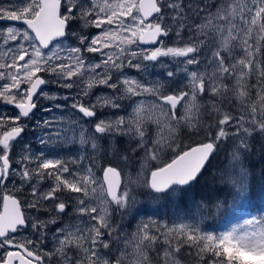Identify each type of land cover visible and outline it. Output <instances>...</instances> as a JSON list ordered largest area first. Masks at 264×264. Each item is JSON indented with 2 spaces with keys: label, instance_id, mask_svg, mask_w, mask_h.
Listing matches in <instances>:
<instances>
[{
  "label": "snow or ice",
  "instance_id": "6c2138e0",
  "mask_svg": "<svg viewBox=\"0 0 264 264\" xmlns=\"http://www.w3.org/2000/svg\"><path fill=\"white\" fill-rule=\"evenodd\" d=\"M89 27L96 31L86 33ZM0 29H6L0 30V102L18 110L15 116L0 113V264H50L54 256L60 264H160V247L163 264H181L178 256L184 254L195 264H264V213L219 232L150 219L130 235L113 218L118 213L122 219L137 202L130 186L135 182L121 188V170L113 165L138 149L145 158V195L154 201L179 206L221 152L226 162L204 198L248 195L246 161L257 137L264 150V0H0ZM169 37L172 46L164 44ZM161 58L171 59L165 64ZM157 63L172 87L125 75L126 68L143 72ZM49 84L75 89L63 97L65 103L42 109L70 108L78 117L71 125L79 129L81 147L68 150L77 153L70 159L43 148L33 152L28 143L14 150L26 130L21 121L33 117L40 97L57 100L44 91ZM99 86L112 92L93 101L90 93ZM208 94L219 103H201ZM229 94L239 101L238 110L220 107L231 103ZM142 96L153 99L147 105L134 101L131 117L98 115ZM56 119L45 118V128ZM149 124L156 125L153 135ZM182 128L202 141L162 162L163 153L180 148ZM55 135L63 139L67 132ZM50 142L51 134L39 140ZM148 161L159 166L147 167ZM45 209L55 215L41 219ZM70 210L78 223L58 227L55 251H43L49 224ZM24 231L35 239L22 237Z\"/></svg>",
  "mask_w": 264,
  "mask_h": 264
},
{
  "label": "rangeland",
  "instance_id": "374dc122",
  "mask_svg": "<svg viewBox=\"0 0 264 264\" xmlns=\"http://www.w3.org/2000/svg\"><path fill=\"white\" fill-rule=\"evenodd\" d=\"M5 2H7V0H5ZM13 2H16V0H13ZM7 23H8V26H15V27L19 26V22H7ZM0 30L6 31V29H0ZM84 31L86 33H90L96 30L89 27V28H86ZM172 43H173V38L171 37L164 38L165 45L172 46ZM145 47H155V45H146ZM205 55L210 56V53L206 51ZM170 59L171 58H161L162 62L165 64H168L170 62ZM202 63H203V58H202ZM192 67L195 68V66H192ZM203 70L204 69L201 68V71ZM163 71L164 69L161 68L159 63H157L155 65L149 64L147 69L143 72H137L136 69L126 68L125 75L134 77L138 80H147L150 82L159 80L165 84V88L172 87L174 85V82L166 80L165 77L161 75ZM207 71L209 74H211L212 67L210 65L207 66ZM184 83H186V81H184ZM234 85H235V80H232V82L229 84V88L231 89ZM44 91L48 92L49 95L56 96L57 100L49 101L43 96L40 97V100L37 101V109L34 110L33 117L31 119H22L21 121V123L26 125L25 132L27 133L24 134L21 143H18L16 150L21 148L23 143H28L32 146L33 152H36L37 150L43 148L46 154L48 153H51L53 155L58 154L60 158H64L66 157V151H63L64 152V156H63L61 152L62 146L64 147V149H66L69 144H70V149L73 147H76V148L81 147L78 143L79 129L74 128L71 125V119L78 118V117L73 116V112L70 108H64L63 110H60V109H56L53 107L51 113H45L42 109L46 106H52L57 102L65 103L63 101V97L65 95H68L70 92H74L75 89L67 90V89L59 88L55 84H49V85L44 86ZM111 92L112 90L106 89L103 86L94 87L90 93L89 98L94 101L97 95H110ZM254 94H255V90H253V95ZM152 99H153L152 97L142 96V97L133 98V100L131 101L121 100L120 103L122 107L120 109L117 110V109H111V108H104L100 112H98V115L101 116L102 118H104L105 116L114 118L112 114L115 113L116 115H119V116L131 117L133 115V109L135 107L134 101L144 100L145 104L147 105ZM229 100L231 101V103L220 104V107L225 110H228V109L238 110L239 101L236 99V97L232 94H229ZM67 103L70 104L71 101ZM201 103L205 104V106H209L212 103H219V99L213 98L211 94H208L206 97H204L201 100ZM17 111L18 110L15 109L13 106L0 102V113H4L8 116H15ZM209 111H211L210 107H209ZM49 117H55L57 119L53 123L51 128H45L43 124V120ZM36 121H38L39 124L35 123ZM208 122L209 123L212 122L211 117L208 118ZM84 126L85 128L90 127L89 123H86V122L84 123ZM148 127H149V135H153L156 129V125L149 124ZM57 130H60L62 133L66 131L67 136L64 137L63 139L57 138V136L55 135ZM48 134H51V142L47 146L41 145L39 143L40 138L42 136L47 138ZM85 135L87 136V133H85ZM122 139L124 140L125 144L128 143L127 137H123ZM72 140H76V143L75 144L71 143L70 141ZM65 141H69V142H65ZM150 143L151 141H149V145ZM118 147H120V145H118ZM75 155H77V153L70 152V158L74 157ZM113 155L114 154L109 151L107 158L111 159ZM124 155H128V154L126 153ZM164 156H165V153L162 154L161 161L163 160ZM100 163L103 164V160H101ZM125 164H126V167H125ZM246 164H247V161H246ZM113 166H117L118 170H121V175H122L121 188L124 187L125 183H128L129 181H134L135 183H132L130 186L137 193V198H136L137 202L132 208L128 210V213H129L128 215L123 216V218L121 219L120 214L113 213V218L117 224L121 225L123 229V234L130 235L131 233H134L136 231L137 224H140L141 222H148L150 219L161 221V222L166 221L169 224L173 222H185V223L198 224L202 230L212 231V230H209V228L205 226V224H207L208 222L204 218V215L201 212L198 205L194 204V205H191L189 209H186V208H181L177 206L175 203L165 202L163 200L154 201L149 195H145V193L147 192V189L143 187L142 181L144 177L147 175V172L144 170L145 169V158H144V153L142 150L138 149L137 152L132 153L129 156V159L126 162L120 161L118 163H114ZM155 166H159L157 161H148L147 167H155ZM6 188L8 189L9 186L6 185ZM231 203H232V209L244 211L245 205L247 203V196L244 198L232 197ZM76 215H77L76 213L71 211L70 219H68V221H66L61 226L66 227L68 225L77 224L78 221L75 218ZM250 216L251 215H246L240 221H236L228 227H225V226L222 227L221 231L227 230L234 224L240 223L242 222L243 219L248 218ZM61 226H57L54 232L51 233V235H46L48 236V238L45 239L44 244L42 245L43 251H55V241L53 239V236L57 234L56 230L58 227H61ZM215 232H218V231H215ZM31 238L35 239V236L31 235ZM128 250L131 251V248H129ZM158 251L160 253L159 257L161 258L160 264H163V248ZM182 252H183V249H182ZM150 255H152V253H150ZM57 258L61 259L59 257ZM178 258L181 260L180 256H178ZM181 264H183L182 260H181Z\"/></svg>",
  "mask_w": 264,
  "mask_h": 264
},
{
  "label": "trees",
  "instance_id": "16d2710c",
  "mask_svg": "<svg viewBox=\"0 0 264 264\" xmlns=\"http://www.w3.org/2000/svg\"><path fill=\"white\" fill-rule=\"evenodd\" d=\"M208 118V114L204 113L203 119L208 122ZM202 139L203 137L201 135L189 132L186 128H182L177 141L180 148L166 151L162 161H170L173 158L174 151H179L180 149L185 150L194 144L200 143ZM257 141H259V137L253 141V154H251L247 160L251 187L247 195V203L244 211L232 209L231 202L233 196L231 195L222 194L219 199L216 200L204 198L209 189L216 186L217 182L214 177L227 159L225 152H221L219 156L210 160V164L206 166L208 170L203 173L198 179V182L193 183L190 194L185 198L183 203L179 204V207L189 209L191 205H198L204 218L208 222L205 226L209 228V230L218 232L222 230V227H228L232 223L240 221L246 215L264 213V159H262L264 150H262L261 147L262 142ZM227 151L229 153L230 149ZM104 162L103 160V163ZM161 249L162 247L157 250ZM182 253H184V250ZM180 258L183 264H195L191 256L184 254L180 255Z\"/></svg>",
  "mask_w": 264,
  "mask_h": 264
},
{
  "label": "flooded vegetation",
  "instance_id": "af4514ba",
  "mask_svg": "<svg viewBox=\"0 0 264 264\" xmlns=\"http://www.w3.org/2000/svg\"><path fill=\"white\" fill-rule=\"evenodd\" d=\"M25 133H27V132H25ZM33 143H35V142H33ZM17 146H18V144L15 145L14 150L17 149L16 148ZM69 149H70V144L68 145V147L66 149H64V147L62 146V151L61 152H62L63 156H64V152L63 151H66V157H64V158L70 159V151H68ZM7 186H9L8 190H11L13 188V185H11V184H8ZM25 191H27V189H25ZM50 207H51V205L47 206V208H50ZM70 209H71V207H70ZM26 212H32L33 215H37V213L33 212V210L26 209ZM70 212H71V210L68 212L67 216L56 217L57 223L56 224H49L48 229L46 230V235H51V233L54 232V230H55V228L57 226H61L66 221H68V219H70ZM38 215H40L41 219L48 220V219H51L55 215V213L54 212H48L47 209H45V210H42ZM20 235L22 237H29L31 234H30L29 231H24ZM46 238H48V236H46ZM57 257H59V256H54L52 258L50 264H60V262H59L60 259H58ZM159 260L161 261L160 257H159Z\"/></svg>",
  "mask_w": 264,
  "mask_h": 264
},
{
  "label": "water",
  "instance_id": "95a60500",
  "mask_svg": "<svg viewBox=\"0 0 264 264\" xmlns=\"http://www.w3.org/2000/svg\"><path fill=\"white\" fill-rule=\"evenodd\" d=\"M198 144H199V143H198ZM195 146H197V144H194V145H192V146L188 147V148H187V149H185V150H188L189 148H191V147H195ZM168 162H170V161H168ZM120 179H121V186H122V175H121Z\"/></svg>",
  "mask_w": 264,
  "mask_h": 264
}]
</instances>
